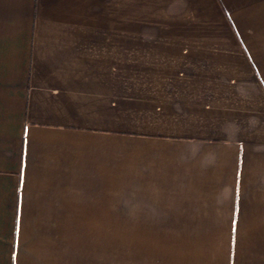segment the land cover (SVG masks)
<instances>
[{"label":"crops","instance_id":"obj_1","mask_svg":"<svg viewBox=\"0 0 264 264\" xmlns=\"http://www.w3.org/2000/svg\"><path fill=\"white\" fill-rule=\"evenodd\" d=\"M167 3L128 51L126 0H0V264H80L113 205L264 222V0Z\"/></svg>","mask_w":264,"mask_h":264},{"label":"rangeland","instance_id":"obj_2","mask_svg":"<svg viewBox=\"0 0 264 264\" xmlns=\"http://www.w3.org/2000/svg\"><path fill=\"white\" fill-rule=\"evenodd\" d=\"M220 1L241 26L249 21V10L262 17V0ZM167 4V0H126L128 51L135 43L151 44L139 38L170 36L176 21L181 20L168 13ZM129 54L128 69L132 72H128V85L134 82V69L141 61ZM171 209L166 213L159 208L154 215L138 216L134 205H113L112 220L94 223L92 237L80 231V264H264V222L197 221L191 218L200 216L177 213L178 207ZM135 217L159 220L127 219Z\"/></svg>","mask_w":264,"mask_h":264}]
</instances>
